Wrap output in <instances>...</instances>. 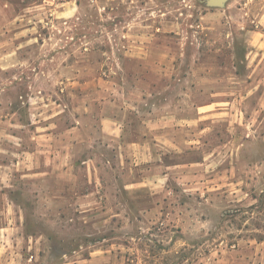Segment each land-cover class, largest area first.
<instances>
[{
  "label": "rangeland",
  "instance_id": "374dc122",
  "mask_svg": "<svg viewBox=\"0 0 264 264\" xmlns=\"http://www.w3.org/2000/svg\"><path fill=\"white\" fill-rule=\"evenodd\" d=\"M0 2V264H264V0ZM110 100L167 116L162 160Z\"/></svg>",
  "mask_w": 264,
  "mask_h": 264
},
{
  "label": "crops",
  "instance_id": "0c3cea01",
  "mask_svg": "<svg viewBox=\"0 0 264 264\" xmlns=\"http://www.w3.org/2000/svg\"><path fill=\"white\" fill-rule=\"evenodd\" d=\"M6 6H8L7 3L0 2V10H2V12L7 17H9V20L12 22V12H10L11 10L4 9V7ZM149 84L150 83H148V88H153V84ZM101 115L102 116L99 122L101 133L108 140L119 139V141L121 142V155L131 157L132 150L137 148L142 151V154L144 152V154L147 153V155L150 154V150H154L153 155L161 157V160L163 159V151L161 149H165L166 147L165 145L162 147V143H165L167 137L166 134L168 133V131H166L165 129V125H168L166 115L158 118H149L144 120L134 118L133 115L135 116V113H132L128 106H124L118 101L111 100L103 102V105L101 107ZM130 124H132V126ZM131 127H134V131H136V134L134 136L131 135ZM82 128V125H80V127L76 126L68 129V133H71L72 136L69 140L66 141L67 151H71V148H73L76 144L81 143L80 141L85 140L84 138L79 139V136H76L75 134L76 129H78V132L81 135ZM160 153H162L161 156ZM83 162H87V160ZM159 165L160 164L157 165L156 163V166L154 168L150 167V169H148L149 165H147L146 176H148L149 178L150 175L151 178H154L155 171H153V169H157ZM89 175L90 181H94L95 174L93 171H91L90 168ZM54 185L57 189L60 190H75L77 186V175L75 173V169L72 166H68L56 171ZM135 185L136 184L134 183H128L125 185V189L131 197L134 196V191L132 189H134L133 187H136ZM97 187L98 186L95 185V188ZM93 190L94 189L78 195L76 204H80L81 206H88L97 203L98 199ZM8 203L9 201L7 202V204Z\"/></svg>",
  "mask_w": 264,
  "mask_h": 264
},
{
  "label": "water",
  "instance_id": "95a60500",
  "mask_svg": "<svg viewBox=\"0 0 264 264\" xmlns=\"http://www.w3.org/2000/svg\"><path fill=\"white\" fill-rule=\"evenodd\" d=\"M227 0H207V2L211 5L215 6H221L223 5Z\"/></svg>",
  "mask_w": 264,
  "mask_h": 264
}]
</instances>
